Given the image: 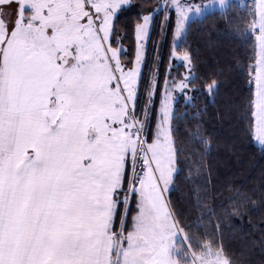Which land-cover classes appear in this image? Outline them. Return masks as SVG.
I'll return each instance as SVG.
<instances>
[{
  "label": "snow or ice",
  "instance_id": "snow-or-ice-1",
  "mask_svg": "<svg viewBox=\"0 0 264 264\" xmlns=\"http://www.w3.org/2000/svg\"><path fill=\"white\" fill-rule=\"evenodd\" d=\"M127 3L0 0V264H231L193 239L166 196L181 163L174 93L198 90L191 58L186 76H166L158 111V78L141 106L151 13L125 62L113 36ZM157 7L175 9L179 38L209 5ZM251 15L250 130L264 145V0Z\"/></svg>",
  "mask_w": 264,
  "mask_h": 264
},
{
  "label": "trees",
  "instance_id": "trees-1",
  "mask_svg": "<svg viewBox=\"0 0 264 264\" xmlns=\"http://www.w3.org/2000/svg\"><path fill=\"white\" fill-rule=\"evenodd\" d=\"M159 2L129 0L120 9L113 39L120 43L125 62L135 58L136 25ZM254 10V0L233 1L223 11L191 20L177 44L174 10H159L152 19L141 85L142 106L155 71L158 110L168 73L169 81L182 78L183 67L173 65V53L189 54L198 90L189 92L194 97L189 101L179 95L173 105L181 163L166 196L193 239L222 249L231 264H264V145L251 133L249 107L255 91L250 82L255 36L249 29ZM213 81L215 90L209 92ZM152 123L154 128L156 121ZM132 209L129 220L134 201Z\"/></svg>",
  "mask_w": 264,
  "mask_h": 264
},
{
  "label": "rangeland",
  "instance_id": "rangeland-1",
  "mask_svg": "<svg viewBox=\"0 0 264 264\" xmlns=\"http://www.w3.org/2000/svg\"><path fill=\"white\" fill-rule=\"evenodd\" d=\"M233 1H240V2H242V1H244V0H225V2H224V6L222 7L221 5H220V0H186V3H188V4H192V5H201V6H203V5H209V7H205V8H203V11L202 12H200V13H195V12H191V13H189V15H190V19L186 22V26H185V31L182 33V35H181V37H179V38H177V37H175V42H176V44H177V42L179 41V39L180 38H182L183 36H184V34H185V32H186V27H187V24L191 21V20H193V19H195V18H201L203 15H205V14H207V13H209V12H212V11H223L231 2H233ZM166 2V0H160V2H159V6H160V8L162 9L163 8V5H164V3ZM167 2L170 4L171 3V0H167ZM129 4V0H128V3L127 4H125L123 7H125V6H127ZM172 10H174V12H175V15H176V11H175V9L174 8H172ZM9 11H12V10H9ZM119 11L120 10H118V12H117V15H118V13H119ZM159 10H158V7L155 9V11L153 12V13H151V19H150V22H149V27H150V31H151V27H152V19H153V16H154V14L156 13V12H158ZM141 23H143V20H142V22ZM176 24H177V15H176V23H175V29H176ZM135 37H136V34H135ZM147 41H148V38L145 40V41H142V43L143 44H145V46H147ZM136 46H137V41H136ZM145 50H146V47H145ZM136 53V52H135ZM174 53H176V52H174ZM183 54L184 53H176V58H174V56H173V60H174V66H176V65H181L182 67H183V71H182V77H184V76H186L187 74H188V68L185 66L188 62H185V61H183L182 60V56H183ZM144 59H145V57H144ZM143 64H144V60H143ZM189 67H190V65H189ZM154 79H157V76H156V74H155V71L153 72V74H152V76H151V78H150V80L149 81H151V80H154ZM179 95H182L180 92H179V90H177L175 93H174V97H175V99H174V102L176 101V99H177V97L179 96ZM183 96L186 98V100H190V99H188L187 97H190V94H189V92H187V93H185V94H183ZM174 102H173V105H174ZM157 107H158V110H159V107H160V102L158 101V103H157ZM157 110V111H158ZM256 140V139H255ZM257 141V140H256ZM258 142V141H257ZM259 143V142H258ZM171 185H172V183L170 184V188H171ZM168 193H166V195H167ZM182 237V236H181Z\"/></svg>",
  "mask_w": 264,
  "mask_h": 264
},
{
  "label": "built area",
  "instance_id": "built-area-1",
  "mask_svg": "<svg viewBox=\"0 0 264 264\" xmlns=\"http://www.w3.org/2000/svg\"><path fill=\"white\" fill-rule=\"evenodd\" d=\"M259 2V0H255V4H257Z\"/></svg>",
  "mask_w": 264,
  "mask_h": 264
}]
</instances>
